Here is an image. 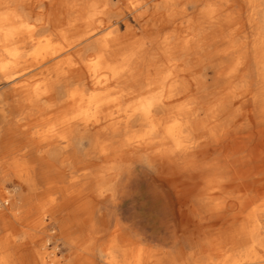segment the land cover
I'll use <instances>...</instances> for the list:
<instances>
[{
  "label": "bare ground",
  "instance_id": "1",
  "mask_svg": "<svg viewBox=\"0 0 264 264\" xmlns=\"http://www.w3.org/2000/svg\"><path fill=\"white\" fill-rule=\"evenodd\" d=\"M202 1L0 0V264H260L264 198L182 259L112 223L135 177L163 202L172 244L196 173L231 210L264 196V12L214 0L198 25ZM25 89L38 140L13 117Z\"/></svg>",
  "mask_w": 264,
  "mask_h": 264
},
{
  "label": "rangeland",
  "instance_id": "2",
  "mask_svg": "<svg viewBox=\"0 0 264 264\" xmlns=\"http://www.w3.org/2000/svg\"><path fill=\"white\" fill-rule=\"evenodd\" d=\"M30 61V59H29ZM37 82L32 86L34 88V92L36 91L35 87ZM7 89L6 86L0 88V92ZM28 90H23L12 97V99L16 100L18 104L16 111L14 112V119L18 120L19 125V136L21 140H25L29 137H32L34 140L40 139L42 133L45 128H42L38 125L36 116L38 115L37 107L34 108L31 106H24L23 104L27 102L26 95ZM6 108V106H4ZM27 137H26V136ZM264 153V149L262 150ZM138 166H134V169ZM261 177V174L258 175V178ZM142 177H135L128 189V192L123 196H119V204L115 207H110V213L112 214V223L114 222L115 217H119L124 224L130 225L133 229H138L140 233L146 238H150V240L154 243L156 242H165L162 241V235L168 233V218L166 215V209L164 207L163 202L157 195V193L149 186L147 181H141ZM138 182V183H137ZM134 191V192H133ZM249 196L253 198L254 203L250 204L248 207L244 209H237L235 214L245 215L253 210L257 205H259L261 200L264 198L263 195H257V191L251 190L248 192ZM196 197V196H194ZM194 199V198H193ZM192 199V203L195 201ZM194 201V202H193ZM195 204V203H194ZM192 206V205H191ZM239 208V207H238ZM68 212L67 210L63 211V213ZM234 214V215H235ZM138 218H137V217ZM56 226V225H55ZM54 228L58 233L57 226ZM213 237H215V233H213ZM158 236V237H157ZM57 239V235L55 236ZM59 240V239H58ZM55 244H58L54 239ZM171 243L172 241H166ZM55 244H50L48 247H52ZM59 245V244H58ZM61 247V245H60ZM224 254H229V249H224ZM222 252V253H223ZM77 253H73L76 255ZM216 258L221 256L214 252ZM215 260V258L213 257ZM260 264H264V257L261 258Z\"/></svg>",
  "mask_w": 264,
  "mask_h": 264
},
{
  "label": "crops",
  "instance_id": "3",
  "mask_svg": "<svg viewBox=\"0 0 264 264\" xmlns=\"http://www.w3.org/2000/svg\"><path fill=\"white\" fill-rule=\"evenodd\" d=\"M222 5L223 3L221 1L215 2L214 0H203L202 2L198 3L196 7L198 25L204 24V19L201 16V11L204 10V8L210 10L211 8L222 7ZM241 7L242 8H240V11L242 13H246L248 11V5L246 2L243 3ZM263 12L264 0H259L258 22L261 21ZM207 23L209 25V21ZM220 154L221 153L210 151L205 154V159L207 162H211L214 160V158L220 156ZM211 177L212 174L210 172L196 173L194 176H192V189L194 190V194L191 197L186 210H183L184 212L190 214L193 220L189 224L184 226L182 225L179 228V240L173 244L166 241L161 242V240L160 242L154 241L153 243L150 238H146L148 241L146 243L149 247L162 251V255H166L167 259L174 257V259H177V257L182 259L183 250L189 253L199 250L206 251L210 249V243L208 239L209 236L214 235L213 233L219 234V231H216V229H223L228 222V217L234 215L237 209H239L235 208L231 210L228 208V206H225L224 202L222 201L223 191L220 192L219 190L214 189L212 185L207 182V180H209ZM230 194L235 195L233 192ZM181 197H185L184 190L181 192ZM192 199L195 201H193L195 204L192 203ZM214 208L217 209V212L221 215L220 218L211 216ZM221 244L224 243H219V245Z\"/></svg>",
  "mask_w": 264,
  "mask_h": 264
}]
</instances>
